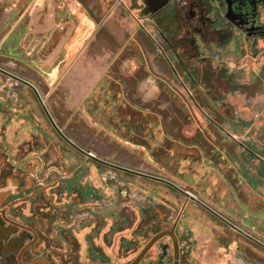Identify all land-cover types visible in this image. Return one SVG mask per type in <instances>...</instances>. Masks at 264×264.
Instances as JSON below:
<instances>
[{
  "label": "flooded vegetation",
  "instance_id": "flooded-vegetation-1",
  "mask_svg": "<svg viewBox=\"0 0 264 264\" xmlns=\"http://www.w3.org/2000/svg\"><path fill=\"white\" fill-rule=\"evenodd\" d=\"M138 1L135 0V5ZM139 10V17L151 22L157 34V47L170 67L169 80L164 83L172 92L161 86V90L165 88L161 97L148 102L140 97L142 91L129 90L121 76L108 73L99 85L102 100H109V104L101 100L104 103L101 107L92 108L87 99L82 112L94 117L93 125L106 129L118 145L131 147L140 155L125 160L121 158L125 149L91 142L87 150L79 148L83 165L76 169L74 177H69L75 169L73 166L63 171L53 167L58 172L52 173L50 179H57V173L63 174V178L54 181L58 182L57 186L35 192L33 201L22 198L21 184L9 189L8 172L3 164L4 168L0 167V264H203L196 249L197 240L183 230L181 216L174 221L162 218L156 222L137 219L129 211L127 214L131 216H120L119 203L113 202L112 210L106 213L107 223L103 220V206L97 201L100 197L96 180L89 179L91 174L100 177L107 170L100 166L114 174L144 179L163 173L186 175L179 171L181 162L199 164L201 155L209 158L206 159L208 177L202 183L207 182L215 195L219 190L221 199L232 198L233 203L227 204L230 211L237 210V205L240 212L246 208L247 213L237 219L241 227L215 210L224 205L213 201L207 205L190 192L185 194L194 199L197 209L204 207L244 238L264 239V208L261 203L252 204L248 196L251 189L244 177L239 179L243 172L234 169L227 158L231 151L244 147L245 151H240L238 157L257 154L259 159H264V115L258 112L264 109V0H143ZM144 83L154 86L148 78ZM118 95L127 107L114 105ZM172 112L176 116L175 135L165 131V119L174 121ZM139 115L145 120H139ZM202 121L207 122L206 127L212 132L201 130ZM50 123L58 132L54 121L50 119ZM190 125L195 132H189ZM218 136L227 140L223 149L213 142L212 138ZM64 140L71 143L66 137ZM206 144L213 147L203 148ZM141 164L153 174L138 168ZM261 171L264 172V164ZM61 180L65 181L62 186ZM192 182L190 178L188 183ZM59 188L64 189L60 194L75 193L78 198L75 205L83 210L75 212L78 232L74 231L75 223L65 231L57 229L56 214L61 210L38 201L43 190L49 189L47 195H51V191ZM199 189H202L200 185ZM11 195L19 196L8 200ZM75 205L69 202L65 208L69 210L65 212L74 214ZM260 213H263L261 218ZM79 214H83L80 219ZM207 219L216 223L214 218ZM203 220L197 222L198 227L209 225L206 218ZM106 224L109 228L102 232Z\"/></svg>",
  "mask_w": 264,
  "mask_h": 264
},
{
  "label": "rangeland",
  "instance_id": "rangeland-1",
  "mask_svg": "<svg viewBox=\"0 0 264 264\" xmlns=\"http://www.w3.org/2000/svg\"><path fill=\"white\" fill-rule=\"evenodd\" d=\"M23 9L24 6L20 0H0V167L4 164L7 168L5 172H8L9 189L13 190L12 187H18L21 184L22 198L33 201L35 192L42 191V188H50L51 185L57 186L58 182L54 183V181L63 178V174L57 173V179H50L52 173L58 172L54 171L53 167L63 171L62 169L73 166L75 169L69 177H74L76 169L83 165L80 159L82 152L79 148L87 150V144L91 146V142L95 141L108 144V146L114 144V147L119 149L123 147L113 141L114 138L106 129L93 125L94 117L82 112L85 100L89 97L78 96L67 86L65 78L68 64L61 67L56 80H51V73L59 60H51L56 50L48 48L34 50L24 47L22 43L24 36L22 32L20 34V26L26 23L27 17H23ZM147 25L153 30L151 22H147ZM160 84L172 92L164 82ZM164 89H160L159 96L162 95ZM97 93L98 89L92 92L89 104L90 99L96 97ZM46 111L49 113L46 114ZM173 113L171 115L174 121L169 119L164 121L165 131L170 135L176 134L173 132L176 128L174 124L176 116ZM50 119L62 133L59 130L56 132ZM138 119L145 120L141 115ZM157 120L160 121L159 118ZM206 124L207 122L201 123V130L206 133L212 132ZM188 129L189 132H195V128L191 125ZM158 135H161L160 131ZM64 137L68 138L71 143H65ZM202 147L209 150L213 146L206 144ZM216 147L224 148L219 145ZM123 149L125 151H121L122 159L126 160L136 154L140 155V152L134 151L131 147ZM138 155L137 158H139ZM142 159L145 161V156ZM206 159L209 158L201 155L199 164L189 165V160L181 162L179 171L186 175L174 176L173 173H163V176L156 174L154 178L146 179L124 173L114 174L109 168L100 166L107 170L100 177L91 174L89 179L96 180V186L99 188L100 198L97 201L103 206V220L109 223L106 220L109 218L106 213L112 210L113 202L119 203L120 216H129L130 214H127L129 211L134 213L137 219L146 218L150 219V222H156L157 219L162 218H170L174 221L181 216L183 230L188 231L190 237L197 240L196 249L203 264H264V239L255 241L244 238L233 226L221 223L217 220L218 217L204 207L197 209L193 202L194 199L185 194L188 191L196 200L207 205H211L212 201L224 205L218 209H215V205L211 207L233 224L241 227L237 219L247 213L246 208L241 209L242 213L240 206L237 205L239 210L231 209L230 211L227 204L233 203L232 198L221 199L219 190L215 195L207 182L202 183L203 178L205 177L206 180L208 177L206 176ZM71 160H73V165L70 164ZM240 163V157H237L233 166L238 168ZM124 166L129 167L127 164ZM138 168L153 174L151 171L144 170V164ZM190 178L194 181L191 184L188 183ZM259 178L263 182V187L255 186V191L251 189L248 196L252 204L261 203L264 208V177L259 176ZM239 179L243 180V175H240ZM60 182L62 186L65 181ZM48 190H43V196L37 200L41 205H54L61 210L56 214L58 218L54 226L65 231L75 223L74 231L78 232L79 223H77L75 214L83 210L75 205L78 201L75 193L62 195L60 191L64 189L59 188L51 191V195H47ZM16 196L19 195H11L8 200L17 199ZM69 202L75 205L72 215L65 212L69 210V208L65 209ZM262 214H259V218ZM81 215H78L79 219ZM71 216L73 220L70 221ZM204 218H206V224L209 225L198 227L197 222L199 220L204 222ZM207 218H214L216 223ZM104 227L102 232H107L109 224Z\"/></svg>",
  "mask_w": 264,
  "mask_h": 264
},
{
  "label": "crops",
  "instance_id": "crops-1",
  "mask_svg": "<svg viewBox=\"0 0 264 264\" xmlns=\"http://www.w3.org/2000/svg\"><path fill=\"white\" fill-rule=\"evenodd\" d=\"M20 3L24 6L23 17H27L20 26L24 47L56 50L51 60H59L51 80H56L61 67L68 64L65 79L71 92L91 98L98 89L97 96L90 99L92 108L110 102L102 100L99 85L108 73L121 76L129 90L142 91L140 97L148 102L159 96L160 82L169 80L170 67L157 47V34L139 17L143 0L137 5L135 0H20ZM147 78L154 86L144 83ZM116 98L114 105L127 107L120 95ZM258 112L264 115V109ZM212 139L219 146L227 141L223 136ZM238 149L227 156L231 166L235 165L238 151H245L244 147ZM240 160L237 167L243 172L247 186L252 190L255 186L263 187L259 178L264 177L263 157L259 159L256 154Z\"/></svg>",
  "mask_w": 264,
  "mask_h": 264
},
{
  "label": "water",
  "instance_id": "water-1",
  "mask_svg": "<svg viewBox=\"0 0 264 264\" xmlns=\"http://www.w3.org/2000/svg\"><path fill=\"white\" fill-rule=\"evenodd\" d=\"M154 243V242H153Z\"/></svg>",
  "mask_w": 264,
  "mask_h": 264
}]
</instances>
